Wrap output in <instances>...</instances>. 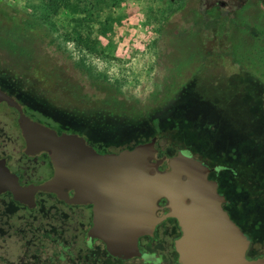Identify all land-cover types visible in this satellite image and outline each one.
I'll list each match as a JSON object with an SVG mask.
<instances>
[{"label": "rangeland", "instance_id": "374dc122", "mask_svg": "<svg viewBox=\"0 0 264 264\" xmlns=\"http://www.w3.org/2000/svg\"><path fill=\"white\" fill-rule=\"evenodd\" d=\"M47 1L0 0V87L16 98L28 116L31 114L25 101L30 98L25 93L22 97L14 95L9 83L35 86L39 83L33 82L34 76L56 75L54 79L72 93H79L77 84L96 85L92 90L99 91L97 96L103 103L102 124L74 122L67 116L68 122L62 120L61 128L56 129L81 134L100 152L105 151L96 146L100 142L103 147L109 146L106 142L116 143L113 149H120L150 136L156 126L161 148L158 156L169 151L171 140L166 134L176 125L181 129L176 136H182L185 143L191 145L195 139L202 143L200 128H191V119L196 116L198 127H205L213 119L220 125L228 124L236 133L241 132L236 139L242 146L261 151L264 157L261 92L254 89L251 81L238 78L226 64L209 67V74L204 75L202 68H197L201 54L194 25L196 12H205L215 6L214 2L224 1V6H217L222 7V13L239 17V22L240 18L243 21L264 10V0H72L69 7L54 13L49 11ZM7 5L17 9L14 13L17 21L23 20L24 31L5 25L9 17L5 13ZM44 32L56 39L59 51L56 45H47L46 38L43 42L38 39ZM26 41L34 49V69L17 63L7 46L22 47ZM211 77L225 79L214 80L210 90ZM260 86L258 89L264 90ZM86 92H90L88 87ZM0 110L13 113L3 103ZM190 128L186 135L184 131ZM158 247L148 249L150 254L154 252L151 256L159 254ZM96 251L104 257L102 244ZM142 261L124 264H143ZM101 263L113 264L104 258Z\"/></svg>", "mask_w": 264, "mask_h": 264}, {"label": "flooded vegetation", "instance_id": "af4514ba", "mask_svg": "<svg viewBox=\"0 0 264 264\" xmlns=\"http://www.w3.org/2000/svg\"><path fill=\"white\" fill-rule=\"evenodd\" d=\"M34 67L35 63L32 64L31 69ZM43 77L48 80H42ZM54 77L56 75H37L33 77V82L39 85L10 82L8 86L10 91L13 90L14 95L22 97L25 93L30 98L25 101V106L32 115V117L29 116L32 120L37 121L33 117L42 119L46 122L44 125L56 131V128L61 126L62 120L66 123L67 116L74 122L79 120L80 123L85 121L88 124L101 125L103 103L97 96L99 91L92 90L96 89V85L91 87L82 83L77 84L76 87L80 88L79 93L77 91L72 93ZM14 87L16 89H13ZM86 87L90 89L89 94L86 92ZM0 89L11 96L1 87ZM12 97L16 100L13 95ZM2 103L13 113H10L12 115L10 116L0 110V160H3L10 172L17 177L21 186L44 183L54 173L48 152L40 151L34 154L25 152L26 144L18 122V109L5 100L0 101V104ZM137 111L141 114L139 109ZM39 114L42 117H39ZM3 116L7 122H3L5 120ZM191 120L194 123L192 129L200 128L198 135H203L202 143H199L197 139L193 140L191 145L185 143L182 136H176L177 133L181 134V129L176 125L173 131L170 130L166 134L171 140L169 151L165 150V153L160 156H158L161 153L158 126L154 127L150 136H143L134 144L120 149H113L117 147V144L113 142H106L107 145L109 144L107 147H103V142L96 145L102 147L101 149L105 150L103 152L90 145L100 153L119 152L124 148H131L138 143L155 138L156 153L150 161L155 163L158 159L162 160L156 166L157 170L168 169L169 158L179 152L200 159L209 168L208 178L216 182L217 191L224 196L221 203L223 210L241 230V226L246 228L242 230L250 239L246 256L256 258L264 255V157L262 152L256 149L248 150L246 146H242L241 140L236 139L241 132L236 133L228 124L220 125L213 119L204 124L207 127L201 124L202 127H198L195 123L196 116ZM191 128L184 131L186 135ZM46 172H48L47 176ZM68 193L72 196L73 190H69ZM167 204L168 201L165 198L158 199L156 210L158 216L168 212ZM92 221L93 212L90 203H69L60 199L56 193L42 189L36 190L31 203H27L17 200L11 189H1L0 264H103L101 263L103 258L113 264H124L135 259H142L143 264H160L162 261L167 264H181L175 249V240L181 235V228L174 217H166L159 221L152 235L139 236L137 243L140 255L129 259L109 254L102 240L88 235ZM101 244L105 252L104 257L96 251ZM157 244L160 246L159 254L151 256L154 252L150 254L148 249L155 248Z\"/></svg>", "mask_w": 264, "mask_h": 264}, {"label": "water", "instance_id": "95a60500", "mask_svg": "<svg viewBox=\"0 0 264 264\" xmlns=\"http://www.w3.org/2000/svg\"><path fill=\"white\" fill-rule=\"evenodd\" d=\"M3 100L18 109L25 152H48L54 173L42 184L21 186L0 160V190L11 189L17 200L27 203L42 189L69 203L92 204L88 235L123 259L140 255L138 237L152 235L159 221L174 217L181 228L175 240L181 264H264V255L246 256L250 239L223 210L224 196L200 159L179 152L169 158L168 169L157 170L162 160L150 161L156 153L155 138L119 152L100 153L77 133H58L32 120L0 89ZM160 198L169 208L162 216L156 214Z\"/></svg>", "mask_w": 264, "mask_h": 264}, {"label": "trees", "instance_id": "16d2710c", "mask_svg": "<svg viewBox=\"0 0 264 264\" xmlns=\"http://www.w3.org/2000/svg\"><path fill=\"white\" fill-rule=\"evenodd\" d=\"M49 11L57 12L61 7H69L73 4L72 0H48ZM219 2H214L215 6L206 9L205 12H196L194 25L196 27V42L198 44V52L201 54V64L197 68H202V73L208 75L209 67L220 66L226 64L238 78H246L251 81L254 89L261 92L262 101L264 102V90L256 87L257 83L264 88V10L260 9L259 14L252 16L250 19L237 22L232 13H222V7H218ZM183 6V3L181 4ZM181 6L179 8H181ZM176 8L173 11H176ZM244 10L242 8L240 12ZM7 15L5 25L8 27L16 26L20 31H24L23 20L17 21L15 7L6 6ZM204 11V10H203ZM241 15V14H240ZM40 19H42L40 17ZM236 20V21H235ZM4 21V22H5ZM40 20V22H43ZM12 23V24H11ZM38 25H43L38 23ZM41 42L47 39V45H56V39L44 32L38 35ZM26 45L19 47L9 44L8 49L16 57L19 64H26L32 67L34 63V49L26 41ZM29 45V46H27ZM57 46V45H56ZM55 46V47H56ZM59 47L57 46V50ZM240 55V56H239ZM30 67V68H31ZM210 70V69H209ZM214 71V69H211ZM230 72L229 74H231ZM208 80V86L211 90L214 80L225 79L223 77ZM262 81V82H261ZM256 85V86H255ZM264 104V103H263ZM263 155V154H262Z\"/></svg>", "mask_w": 264, "mask_h": 264}]
</instances>
